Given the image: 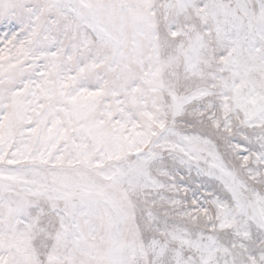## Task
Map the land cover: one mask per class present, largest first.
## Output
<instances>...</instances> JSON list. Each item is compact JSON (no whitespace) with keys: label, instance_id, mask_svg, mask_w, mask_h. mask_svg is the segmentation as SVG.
Returning <instances> with one entry per match:
<instances>
[{"label":"snow or ice","instance_id":"obj_1","mask_svg":"<svg viewBox=\"0 0 264 264\" xmlns=\"http://www.w3.org/2000/svg\"><path fill=\"white\" fill-rule=\"evenodd\" d=\"M0 264H264V0H0Z\"/></svg>","mask_w":264,"mask_h":264}]
</instances>
